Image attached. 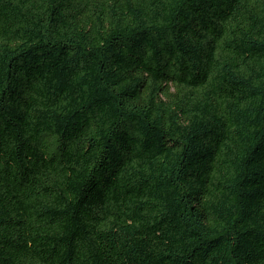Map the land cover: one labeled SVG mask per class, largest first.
Returning <instances> with one entry per match:
<instances>
[{
    "label": "trees",
    "instance_id": "obj_1",
    "mask_svg": "<svg viewBox=\"0 0 264 264\" xmlns=\"http://www.w3.org/2000/svg\"><path fill=\"white\" fill-rule=\"evenodd\" d=\"M0 264H264V0H0Z\"/></svg>",
    "mask_w": 264,
    "mask_h": 264
}]
</instances>
